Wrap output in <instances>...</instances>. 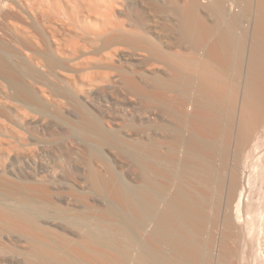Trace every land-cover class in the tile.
Segmentation results:
<instances>
[{"label": "bare ground", "instance_id": "obj_1", "mask_svg": "<svg viewBox=\"0 0 264 264\" xmlns=\"http://www.w3.org/2000/svg\"><path fill=\"white\" fill-rule=\"evenodd\" d=\"M263 227L264 0H0V252L259 264Z\"/></svg>", "mask_w": 264, "mask_h": 264}, {"label": "rangeland", "instance_id": "obj_2", "mask_svg": "<svg viewBox=\"0 0 264 264\" xmlns=\"http://www.w3.org/2000/svg\"><path fill=\"white\" fill-rule=\"evenodd\" d=\"M52 121L54 122V121H56V120H52ZM58 123H59V121L54 122V124H58ZM58 125H59V127H61V123H59ZM76 136H78V135H73V136L68 137V138H67V137H64V136H60L59 138L56 137V139L54 140V142H52L53 139H52V140L50 139V140L48 141V140H47L48 138H47L45 141H48V143H47V142H43V141H40V142H39V140L37 139L39 143H35V144L31 145L30 147H29V146H26V148H27V147H29V148L34 147V148H35V147H38L39 145H43V146H46L47 148L50 146V147H49V149H50L51 147L56 146V145H57V147L60 146V145H63L62 143L66 142V141H67V144H68V143H69V144L71 143V145H73V147L76 145L75 147L77 148V147L81 144L80 142H81L82 140L80 139V141H79V138L76 137ZM73 137H74V139H73ZM57 138H58V139H57ZM69 139H70V140H69ZM72 139H73V140H72ZM76 139H77L78 141H77ZM57 140H59V141H57ZM55 141H56V143H55ZM74 141H75V142H74ZM49 142H50V143H49ZM78 142H79V145L77 144ZM65 144H66V143H65ZM77 145H78V146H77ZM71 147H72V146H71ZM29 148H28V150H27V149H26V150L29 151V150H30ZM38 148H39V147H38ZM32 149H33V148H32ZM49 149H48V150H49ZM24 150H25V149H24ZM27 151H26V152H27ZM28 153H29V152H28ZM32 159H33V160H32ZM37 160L40 161V158H38ZM42 160H43V159H42ZM38 161H36V160L34 161V158H30V164H32V163H34V162H38ZM42 162H43V163L46 162L45 164L49 165V167H50V166H51V167L53 166V162H52V163L50 162L51 164L48 163L49 160H47V161H45V160H44V161H40V163H42ZM7 164H9V161L7 162ZM10 164H11V163H10ZM10 164H9V165H10ZM32 165H33V164H32ZM58 175H59V174H58ZM263 228H264V227H263ZM262 231L264 232V229H262ZM262 231H261V232H262ZM261 235H262V233H260V236H261ZM260 236H259V237H260ZM261 239H262V240H261ZM259 241H261V242H259L260 247H261V246L264 247V233H263V235L261 236V238H259ZM262 242H263V243H262ZM263 247H262V251H264V248H263ZM1 253H2V252H0V262H3L4 264H6V262L3 261V259H4V260L7 259V260H6V261H7V264H11V263H12V264H14V263L17 264V261H18V264H22V263H21V262H22V261H21L22 259L20 260V258H18V256H13V255H11L10 253H7L8 255H6V253H2V255H1ZM5 256H6V257H5ZM9 256H10V257H9ZM2 257H4V258L2 259ZM12 257H13L14 259H12ZM11 260H12V261H11ZM15 260H17V261L15 262ZM260 260H261V259H260ZM260 260H259L258 263H259V264H264V263H263L264 260L262 259V260H263L262 263H260V262H261ZM9 261H10V262H9ZM19 261H21V262H19Z\"/></svg>", "mask_w": 264, "mask_h": 264}]
</instances>
